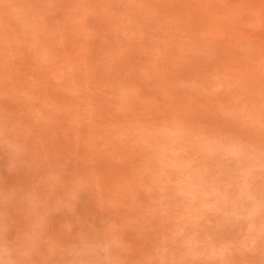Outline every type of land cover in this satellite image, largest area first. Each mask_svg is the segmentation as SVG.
Here are the masks:
<instances>
[{"label": "rangeland", "instance_id": "374dc122", "mask_svg": "<svg viewBox=\"0 0 264 264\" xmlns=\"http://www.w3.org/2000/svg\"><path fill=\"white\" fill-rule=\"evenodd\" d=\"M4 237L264 264V0H0Z\"/></svg>", "mask_w": 264, "mask_h": 264}, {"label": "clouds", "instance_id": "9594fccd", "mask_svg": "<svg viewBox=\"0 0 264 264\" xmlns=\"http://www.w3.org/2000/svg\"><path fill=\"white\" fill-rule=\"evenodd\" d=\"M30 246L4 237L0 240V254L7 259H0V264H32V257L26 251ZM68 264H116V261L112 257L98 259L94 249L84 246L69 259Z\"/></svg>", "mask_w": 264, "mask_h": 264}]
</instances>
